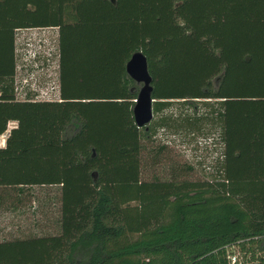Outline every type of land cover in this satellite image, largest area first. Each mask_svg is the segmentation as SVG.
Listing matches in <instances>:
<instances>
[{
	"label": "trees",
	"instance_id": "1",
	"mask_svg": "<svg viewBox=\"0 0 264 264\" xmlns=\"http://www.w3.org/2000/svg\"><path fill=\"white\" fill-rule=\"evenodd\" d=\"M46 27L59 100H17L15 31ZM135 51L152 77L148 131L125 69ZM178 101L192 113H163ZM11 121L0 211L58 212L40 234L1 240L0 264H264V0H0V135ZM208 124L223 144L216 180L191 179L150 141ZM148 162L167 176L143 179Z\"/></svg>",
	"mask_w": 264,
	"mask_h": 264
},
{
	"label": "rangeland",
	"instance_id": "2",
	"mask_svg": "<svg viewBox=\"0 0 264 264\" xmlns=\"http://www.w3.org/2000/svg\"><path fill=\"white\" fill-rule=\"evenodd\" d=\"M15 54L16 99L59 100L58 29L56 27L16 29ZM211 103H215L214 100ZM209 106L198 102V114L209 110ZM180 112L192 113L191 108L180 101L173 102V105L163 113H171L173 117H176ZM15 126L16 122L14 121L7 124V130L0 135V147L4 146L6 137ZM152 137L150 141L154 144L164 143L167 145L171 157L169 164L178 162L180 164L189 163L193 166L194 173H192L191 179H208L209 181L219 179V157H221L223 144L218 139L216 126L208 124L203 127V132L193 130L188 135L173 133L169 128L164 127L159 128ZM158 173L162 175V178L166 177V167L148 162L144 168L142 163L143 179H150L153 174ZM32 193L36 195L37 199L47 201L46 199L52 198V195H56L57 191L54 187H33ZM56 197L58 198V196ZM32 205L37 207L35 213L32 208L27 207L22 208L24 211L22 215L0 211V241L18 235L40 234L41 227L44 229L52 227V221L58 212V203L50 201L42 205L32 202Z\"/></svg>",
	"mask_w": 264,
	"mask_h": 264
},
{
	"label": "water",
	"instance_id": "3",
	"mask_svg": "<svg viewBox=\"0 0 264 264\" xmlns=\"http://www.w3.org/2000/svg\"><path fill=\"white\" fill-rule=\"evenodd\" d=\"M114 3V0H111ZM127 75L138 85L137 98L133 106V118L138 128L148 130L153 119L152 77L148 71L147 58L142 51L132 53L125 65Z\"/></svg>",
	"mask_w": 264,
	"mask_h": 264
},
{
	"label": "flooded vegetation",
	"instance_id": "4",
	"mask_svg": "<svg viewBox=\"0 0 264 264\" xmlns=\"http://www.w3.org/2000/svg\"><path fill=\"white\" fill-rule=\"evenodd\" d=\"M153 118H154V115H153ZM152 120H153V119H152ZM151 122H152V121H151ZM151 122H150V124H151ZM150 124H149V126H150ZM148 130H149V128H148ZM148 130H147V131H148Z\"/></svg>",
	"mask_w": 264,
	"mask_h": 264
},
{
	"label": "crops",
	"instance_id": "5",
	"mask_svg": "<svg viewBox=\"0 0 264 264\" xmlns=\"http://www.w3.org/2000/svg\"><path fill=\"white\" fill-rule=\"evenodd\" d=\"M28 94H30V93H28ZM31 99V98H30ZM154 115V114H153Z\"/></svg>",
	"mask_w": 264,
	"mask_h": 264
}]
</instances>
